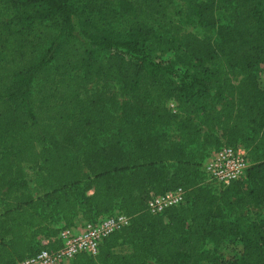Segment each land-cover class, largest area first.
Instances as JSON below:
<instances>
[{
  "label": "trees",
  "instance_id": "16d2710c",
  "mask_svg": "<svg viewBox=\"0 0 264 264\" xmlns=\"http://www.w3.org/2000/svg\"><path fill=\"white\" fill-rule=\"evenodd\" d=\"M172 2L0 0V264L115 212L128 225L68 264H264V216H230L264 204V0L194 3L200 33ZM224 145L249 166L212 185L204 162ZM177 187L183 202L149 212L150 192Z\"/></svg>",
  "mask_w": 264,
  "mask_h": 264
},
{
  "label": "built area",
  "instance_id": "2783aa9c",
  "mask_svg": "<svg viewBox=\"0 0 264 264\" xmlns=\"http://www.w3.org/2000/svg\"><path fill=\"white\" fill-rule=\"evenodd\" d=\"M249 163L243 147L222 146L213 152L204 162L206 181L213 185H227L230 181L245 175ZM184 201L181 187L163 193L150 192L147 208L157 214L165 208ZM129 218L123 213L115 212L101 215L95 222H85L78 231L72 226L61 228L55 239L60 241L56 249H41L35 254L26 256L15 264H68L77 253L95 255L101 240L109 233L128 225ZM47 240H43L46 243Z\"/></svg>",
  "mask_w": 264,
  "mask_h": 264
},
{
  "label": "rangeland",
  "instance_id": "374dc122",
  "mask_svg": "<svg viewBox=\"0 0 264 264\" xmlns=\"http://www.w3.org/2000/svg\"><path fill=\"white\" fill-rule=\"evenodd\" d=\"M200 0H173L169 10H168V17L172 18L173 20L177 21L181 25V32H196L200 33V29L197 27V24L195 22H192L193 15L191 13V8L194 3L198 2ZM184 20V21H183ZM157 57H161L166 60H172L174 62L175 68L180 69L183 68L182 64L180 63V54H174L171 51H166L162 53H156ZM255 74L257 76V79L260 84L264 83V64H259L255 68ZM233 80H236L235 77H233ZM101 83H91L87 85L83 91L82 94L84 96H87L90 94L91 91H93L95 88H100ZM107 93H118L117 86H112L108 89ZM173 101H170L167 105L173 108L174 104ZM171 134H174L172 130L169 131ZM7 141V139H6ZM30 175V173H28ZM31 177V176H30ZM31 188L30 191H34L32 182L30 183ZM213 185V184H212ZM225 213L229 214V211L225 209ZM241 214L243 217H245L247 220H254L257 219L259 216H264V204H260L257 206H250L246 210H244L242 213H232L230 216L235 217ZM207 248L209 250H213V247L211 245H208ZM238 248L237 243H225L221 247L215 248V253L219 255L222 259H232L236 255V251ZM125 247H120L119 250H124Z\"/></svg>",
  "mask_w": 264,
  "mask_h": 264
},
{
  "label": "crops",
  "instance_id": "0c3cea01",
  "mask_svg": "<svg viewBox=\"0 0 264 264\" xmlns=\"http://www.w3.org/2000/svg\"><path fill=\"white\" fill-rule=\"evenodd\" d=\"M85 223L84 221H82L80 218H77L75 220V223L74 225L72 226L73 230L74 231H78L81 227H82V224Z\"/></svg>",
  "mask_w": 264,
  "mask_h": 264
}]
</instances>
